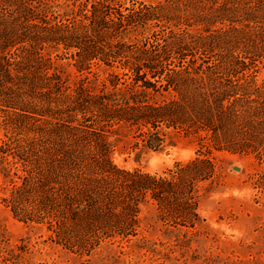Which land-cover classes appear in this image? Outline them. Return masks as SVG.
<instances>
[{
	"label": "trees",
	"instance_id": "obj_1",
	"mask_svg": "<svg viewBox=\"0 0 264 264\" xmlns=\"http://www.w3.org/2000/svg\"><path fill=\"white\" fill-rule=\"evenodd\" d=\"M56 7L0 0V106L34 121L23 145L30 169L9 200L11 212L27 219L22 194L54 183L57 197L50 203L39 191L37 211L51 214L63 236L138 227L146 196L161 216L194 228L198 184L212 185L215 173L211 149L252 152L264 162V81L254 78L264 58V0H165L125 14L113 0H93L89 9L86 0L63 13ZM153 19L162 23L157 32L135 40ZM60 48L76 49L78 68L119 61L131 81L115 75L109 89L84 81L71 88L45 54ZM163 128L197 140L201 151L165 176L112 165L109 134L140 132L158 150Z\"/></svg>",
	"mask_w": 264,
	"mask_h": 264
},
{
	"label": "rangeland",
	"instance_id": "obj_2",
	"mask_svg": "<svg viewBox=\"0 0 264 264\" xmlns=\"http://www.w3.org/2000/svg\"><path fill=\"white\" fill-rule=\"evenodd\" d=\"M85 1L53 0L58 4L54 10L63 13L72 4ZM92 2L87 0V9ZM164 2L113 0V5L116 3L125 14L127 9L154 7ZM146 24L142 34L133 36L135 40L149 37L162 25L154 19ZM75 51V48L67 53L63 49L45 51L53 70L71 88L84 81L96 88L104 84L109 89V80L115 75L118 83L131 81L130 72L119 61L104 63L93 59L86 68H78L71 56ZM254 71L256 82L264 81V58L256 63ZM163 96L167 93L163 92ZM155 99L162 97L156 95ZM16 112L0 106V264H264V162L252 152L211 149L207 156L215 164V173L212 185L211 180L198 184L202 188L197 208L199 220L194 228L175 225L176 221L166 213L161 216L155 203L146 196L138 204V227L114 234L91 227L63 236L51 214L37 211L39 191H48L50 203L57 197L54 183L46 190L22 194L20 205L29 217H15L9 200L28 176L29 156L23 145L31 138L33 133L28 128L34 123ZM163 134H167L163 146L153 150L140 132L111 133L107 137L112 147L109 160L119 169L165 176L176 163L192 160L201 151L192 137L175 135L164 128ZM93 170L90 167L87 173Z\"/></svg>",
	"mask_w": 264,
	"mask_h": 264
}]
</instances>
